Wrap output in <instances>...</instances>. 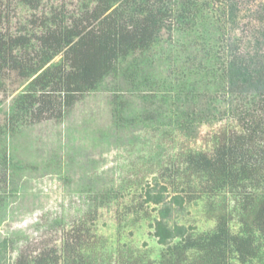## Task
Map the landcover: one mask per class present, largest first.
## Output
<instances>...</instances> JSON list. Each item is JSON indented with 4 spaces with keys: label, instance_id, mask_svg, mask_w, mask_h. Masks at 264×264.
<instances>
[{
    "label": "trees",
    "instance_id": "16d2710c",
    "mask_svg": "<svg viewBox=\"0 0 264 264\" xmlns=\"http://www.w3.org/2000/svg\"><path fill=\"white\" fill-rule=\"evenodd\" d=\"M3 1L0 93L9 72L23 88L0 125V204L23 168L7 138L63 121L91 93L109 91L116 130L131 134L130 148L150 151L121 185H79L86 201L60 245L48 238L7 262L16 242L7 237L0 264H264V55H241L228 36L238 0H76L72 11L50 3L40 14L42 0H5L32 10L15 30ZM217 121L222 126L198 144L201 127ZM132 191L112 242L99 232L100 210ZM189 207L213 225L176 223L174 211ZM143 219L160 250L123 241L122 226ZM54 220L62 224L64 216Z\"/></svg>",
    "mask_w": 264,
    "mask_h": 264
},
{
    "label": "rangeland",
    "instance_id": "374dc122",
    "mask_svg": "<svg viewBox=\"0 0 264 264\" xmlns=\"http://www.w3.org/2000/svg\"><path fill=\"white\" fill-rule=\"evenodd\" d=\"M3 2L1 7L9 13L13 30L31 17L32 10L17 6L15 2ZM42 2V7L35 10L37 14L47 9L50 3L64 2L70 11L77 6L76 0ZM237 7L236 18L227 21L228 36L238 39L241 55H252L257 50L264 55V19L260 17L264 0H238ZM22 83L15 72L8 73L6 90L0 93V125L5 124L9 106L23 88ZM214 95L222 97L221 92ZM110 96L109 91L91 93L79 101L63 121L44 120L7 138L9 155L23 167L11 175L12 180L5 185V191H1L6 198L0 204V240L8 237L16 241L13 248H8L7 262L15 260L21 249H36L48 238L60 245L64 229L69 228L75 213L86 201L79 196V185L91 180L102 188L121 185L131 169L140 165L144 150L150 151L141 145L130 148L127 140L131 134L124 136L123 131L116 130ZM227 105L223 102L220 107L225 109ZM221 126L222 121L203 125L200 130L203 139L200 137L197 143L205 142ZM0 137L5 134L0 133ZM125 193V197L122 195L111 207L100 210L99 232L112 242L119 238L118 214L123 213V205L135 192ZM196 209L189 207L174 211L173 219L187 227L210 228L213 223L206 221ZM57 216H64L62 224L55 222ZM121 231L123 241L142 251H158L162 247L153 236L154 230L148 220H139L135 225L124 224Z\"/></svg>",
    "mask_w": 264,
    "mask_h": 264
}]
</instances>
